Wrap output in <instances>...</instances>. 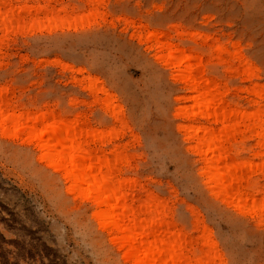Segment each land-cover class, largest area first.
Wrapping results in <instances>:
<instances>
[{
	"label": "rangeland",
	"instance_id": "374dc122",
	"mask_svg": "<svg viewBox=\"0 0 264 264\" xmlns=\"http://www.w3.org/2000/svg\"><path fill=\"white\" fill-rule=\"evenodd\" d=\"M31 1L0 0V264H135L40 159L38 134L57 121L124 182L133 220L160 206L193 264L207 237L212 264H264V0H88L78 16ZM57 26L76 30L26 33ZM206 93L204 110L193 98ZM8 115L44 121L21 133ZM213 156L230 175L217 195Z\"/></svg>",
	"mask_w": 264,
	"mask_h": 264
},
{
	"label": "bare ground",
	"instance_id": "6f19581e",
	"mask_svg": "<svg viewBox=\"0 0 264 264\" xmlns=\"http://www.w3.org/2000/svg\"><path fill=\"white\" fill-rule=\"evenodd\" d=\"M65 28L76 30V26L36 27L30 31L26 30V33L29 34L31 31L51 33ZM193 99L200 108L204 107V110L210 106L207 93ZM21 121L23 124L19 127L13 115L3 118L4 124L16 127L21 133H31L37 124L44 121V116H24ZM74 132L73 126H65L59 121L50 123L44 132L38 134L39 149L42 153L40 159L49 161L58 171L64 173L70 185L69 193H85L92 201L97 209L95 216L100 221V226L117 236L116 241L120 243L126 259H134L135 264H193L182 252L177 237L172 232L164 231L165 224L159 218L160 206L152 198H149L152 200L150 204L144 207V212L150 216L147 222L131 218V211L124 206L125 195L121 192L124 182H110L109 166L105 162L98 160L90 164L94 157L93 152L81 146V136L76 137ZM196 133L192 132V139H196L199 145L204 146L206 152L214 150L215 137L208 133H198L196 136ZM216 163L218 161L214 156L207 158L203 173L214 195L224 192L223 180L230 176L219 173ZM203 231L206 235L207 229L204 228ZM206 243L212 252L198 258L194 264H212L219 258L215 244L209 237Z\"/></svg>",
	"mask_w": 264,
	"mask_h": 264
},
{
	"label": "crops",
	"instance_id": "0c3cea01",
	"mask_svg": "<svg viewBox=\"0 0 264 264\" xmlns=\"http://www.w3.org/2000/svg\"><path fill=\"white\" fill-rule=\"evenodd\" d=\"M31 5L41 4L37 0H33L30 2ZM15 5V4H13ZM59 9V8H66L69 10V14L71 16H78L87 13L90 10V5L88 0H55L51 4L50 9Z\"/></svg>",
	"mask_w": 264,
	"mask_h": 264
}]
</instances>
